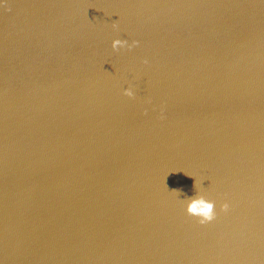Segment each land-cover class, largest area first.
I'll return each instance as SVG.
<instances>
[{
	"label": "water",
	"instance_id": "1",
	"mask_svg": "<svg viewBox=\"0 0 264 264\" xmlns=\"http://www.w3.org/2000/svg\"><path fill=\"white\" fill-rule=\"evenodd\" d=\"M0 264H264V0H2Z\"/></svg>",
	"mask_w": 264,
	"mask_h": 264
},
{
	"label": "clouds",
	"instance_id": "2",
	"mask_svg": "<svg viewBox=\"0 0 264 264\" xmlns=\"http://www.w3.org/2000/svg\"><path fill=\"white\" fill-rule=\"evenodd\" d=\"M0 3H2V0H0ZM117 24L113 23V28H116ZM139 44V41L133 40L131 43H129L127 40L124 39H114L112 41V48L113 50H119L123 48H128L129 50L133 47L137 46ZM147 63V60L144 61ZM124 94L129 97L134 96V92L131 87L124 89ZM229 208L228 203H223L221 205L222 211H227ZM186 212L190 216H194L198 219V223L201 225L207 224L211 221H213L216 216V210H215V202L209 199L204 198L203 196H198L196 198L191 199L187 203Z\"/></svg>",
	"mask_w": 264,
	"mask_h": 264
}]
</instances>
